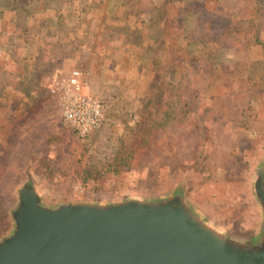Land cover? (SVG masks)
<instances>
[{"label": "rangeland", "instance_id": "rangeland-1", "mask_svg": "<svg viewBox=\"0 0 264 264\" xmlns=\"http://www.w3.org/2000/svg\"><path fill=\"white\" fill-rule=\"evenodd\" d=\"M164 3L51 0L45 11L28 12L12 0L0 7V205L8 217L0 218V238L11 228L15 188L31 177L51 199L110 201L180 189L231 234L257 227L252 185L255 169L264 164L263 52L243 35L211 52L208 45L187 46L174 33L187 30L178 18L152 33L153 9ZM257 3L264 7V0ZM255 5L219 0L220 9H238L251 27L260 23ZM143 31L148 33L140 40ZM258 32L264 38V26ZM76 68L104 107L102 124L84 138L63 123L48 90L55 71L67 76ZM179 82L197 91V99L184 118L170 121L177 129L164 150L123 167L121 183L104 170L85 180L76 152L66 154L63 146L76 138L104 151L146 112L161 118L166 89ZM196 118L201 134L198 123L189 121ZM173 152L182 164L178 169L168 163Z\"/></svg>", "mask_w": 264, "mask_h": 264}, {"label": "water", "instance_id": "water-1", "mask_svg": "<svg viewBox=\"0 0 264 264\" xmlns=\"http://www.w3.org/2000/svg\"><path fill=\"white\" fill-rule=\"evenodd\" d=\"M256 228L231 234L186 194L115 200L48 198L34 178L14 190L0 264H264V164Z\"/></svg>", "mask_w": 264, "mask_h": 264}, {"label": "trees", "instance_id": "trees-1", "mask_svg": "<svg viewBox=\"0 0 264 264\" xmlns=\"http://www.w3.org/2000/svg\"><path fill=\"white\" fill-rule=\"evenodd\" d=\"M5 1L12 0H0V7ZM14 1L18 6L22 5L23 9L30 12L45 11L49 8L51 0ZM168 7H171L172 10H168ZM255 9L260 14L259 26H264V7H261L257 0ZM152 16L150 29H152V33L157 34L161 28L164 29L167 24L170 25L174 18H178L187 30L179 31L176 28L174 33H178V42L184 41L187 46L208 45L211 52L214 48L225 45L228 38H232L235 43H238V35H243L248 39V42H251V45L254 43L259 45L264 55V38L259 36V26L246 25L244 14L238 9L235 11L220 9L219 0H165L162 6L154 7ZM145 33L148 32L143 31V34H139L140 40ZM164 33L165 31H163ZM187 87L182 82L168 86L165 102L161 104V118L153 120L155 112L153 110L150 113L146 112L135 125L125 129L122 136L117 138L116 144H105L107 148L104 151L101 150L99 144H95L90 150L75 138V141L70 142L71 144L63 146V152L66 154L76 152V169L84 172L85 180L100 174V170H104L113 174L115 180L121 183L123 167H131L141 162L146 154L157 156L159 150H164L167 140H170L168 137L177 129L175 124L170 121L177 117L184 118L192 102L197 99V91H188ZM213 109L215 110L216 107L211 108V110ZM199 120L200 118H196L194 121L191 119L189 121L198 123L197 132L201 134L203 130ZM110 145H113L111 149ZM168 159V163L174 169H178L182 165L177 161V155L174 152L169 153ZM157 161L161 163L162 160L158 159ZM68 164L69 160L64 163V168ZM0 218L1 222L8 221L1 205Z\"/></svg>", "mask_w": 264, "mask_h": 264}, {"label": "built area", "instance_id": "built-area-1", "mask_svg": "<svg viewBox=\"0 0 264 264\" xmlns=\"http://www.w3.org/2000/svg\"><path fill=\"white\" fill-rule=\"evenodd\" d=\"M88 89L86 76L78 68L67 76L55 71L48 86L50 94L57 100L63 123L75 130L80 138L88 136L104 120L103 104Z\"/></svg>", "mask_w": 264, "mask_h": 264}, {"label": "crops", "instance_id": "crops-1", "mask_svg": "<svg viewBox=\"0 0 264 264\" xmlns=\"http://www.w3.org/2000/svg\"><path fill=\"white\" fill-rule=\"evenodd\" d=\"M60 198H62V197H60Z\"/></svg>", "mask_w": 264, "mask_h": 264}]
</instances>
